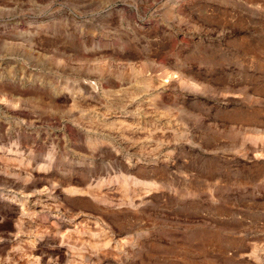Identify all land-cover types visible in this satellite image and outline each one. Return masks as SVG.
I'll list each match as a JSON object with an SVG mask.
<instances>
[{"label": "rangeland", "instance_id": "rangeland-1", "mask_svg": "<svg viewBox=\"0 0 264 264\" xmlns=\"http://www.w3.org/2000/svg\"><path fill=\"white\" fill-rule=\"evenodd\" d=\"M0 264H264V0H0Z\"/></svg>", "mask_w": 264, "mask_h": 264}, {"label": "bare ground", "instance_id": "bare-ground-1", "mask_svg": "<svg viewBox=\"0 0 264 264\" xmlns=\"http://www.w3.org/2000/svg\"><path fill=\"white\" fill-rule=\"evenodd\" d=\"M147 79H148V78H147ZM147 79H145V80H147ZM140 80H141V79H140ZM148 81H149V80H148ZM148 81L146 82V85H147V86H148L149 83H150V82H148ZM186 81H187V80H186ZM143 82H144V81H143ZM155 82H156V85L159 83V81L157 82L156 80H155ZM164 82H165V81H164ZM152 83H153V82H152ZM142 84H143V83H142ZM144 84H145V83H144ZM154 84H155V83H154ZM159 84L161 85V83H159ZM152 86H153V85H152ZM157 86H158V85H157ZM153 88H154V87H153ZM74 92H75V91H74ZM76 93H77V92H76ZM113 119H115V118H113ZM107 121H108V120H107ZM110 121L112 122V120H110ZM110 121H109V123H111ZM104 122H105V121H104ZM106 123H107V122H106ZM109 123H108V124H109ZM112 123H113V122H112ZM108 124H107V125H108ZM70 181H71V180H70ZM70 181H69V182H70ZM69 182H68L67 184H69ZM71 182H72V181H71ZM65 185H66V184H65ZM65 189H67V190L70 191V192H74V191L77 190L76 188H73L72 186H71V187H66ZM78 190H79V189H78ZM119 241H120V239H119ZM122 241H123V239H122ZM115 243L117 244L118 241H115ZM123 243H124V242H121V241H120V246H121V244H123ZM118 244H119V243H118Z\"/></svg>", "mask_w": 264, "mask_h": 264}]
</instances>
